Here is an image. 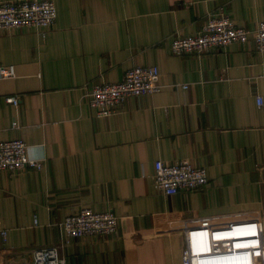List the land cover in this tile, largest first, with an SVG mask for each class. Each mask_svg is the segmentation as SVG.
I'll return each mask as SVG.
<instances>
[{"label":"crops","instance_id":"crops-1","mask_svg":"<svg viewBox=\"0 0 264 264\" xmlns=\"http://www.w3.org/2000/svg\"><path fill=\"white\" fill-rule=\"evenodd\" d=\"M54 1L45 35L0 30V67L16 72L0 79V140L23 139L43 164L0 171V261L32 264L36 249L57 247L67 264H183L188 229L264 221V52L252 36L204 54L171 49L221 11L253 31L264 0ZM137 66H158L161 90L99 117L87 92ZM183 159L207 168L208 185L156 190L155 162ZM84 208L113 212L117 232L67 236L61 223Z\"/></svg>","mask_w":264,"mask_h":264},{"label":"built area","instance_id":"built-area-1","mask_svg":"<svg viewBox=\"0 0 264 264\" xmlns=\"http://www.w3.org/2000/svg\"><path fill=\"white\" fill-rule=\"evenodd\" d=\"M57 18L54 0H8L0 2V30L9 31L35 28L45 31ZM253 37L258 51L264 52V21L253 31L237 26L226 11L209 17L196 33L178 35L172 40L174 53L204 54L232 43H246ZM15 66L0 67V79L15 77ZM158 66H137L125 72L117 83H96L86 94V100L99 117H107L121 111L131 96L152 95L161 90ZM187 88V85H183ZM17 106L18 96L7 97ZM259 106L264 104L257 97ZM15 126L17 123H14ZM23 139L0 140V171L15 173L26 168L41 169L42 163L28 154ZM206 167H196L188 159L173 163L155 162L154 188L165 195H177L181 191H193L208 185ZM118 217L111 211H94L84 208L76 215L68 216L61 228L70 238L94 235H111L117 232ZM3 239L7 231L0 228ZM186 245L182 253L183 264H264V221L250 219L219 226L193 227L185 233ZM255 240L253 245L248 241ZM0 264H7L0 261ZM17 264V263H13ZM32 264H67L57 247H43L33 252Z\"/></svg>","mask_w":264,"mask_h":264},{"label":"bare ground","instance_id":"bare-ground-1","mask_svg":"<svg viewBox=\"0 0 264 264\" xmlns=\"http://www.w3.org/2000/svg\"><path fill=\"white\" fill-rule=\"evenodd\" d=\"M247 243L253 245V243H255V240L248 241Z\"/></svg>","mask_w":264,"mask_h":264}]
</instances>
